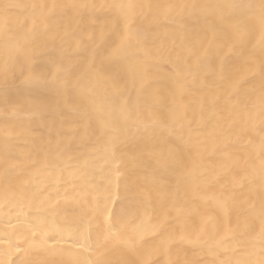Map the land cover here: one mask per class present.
<instances>
[{"label":"bare ground","instance_id":"bare-ground-1","mask_svg":"<svg viewBox=\"0 0 264 264\" xmlns=\"http://www.w3.org/2000/svg\"><path fill=\"white\" fill-rule=\"evenodd\" d=\"M0 264H264V0H0Z\"/></svg>","mask_w":264,"mask_h":264}]
</instances>
